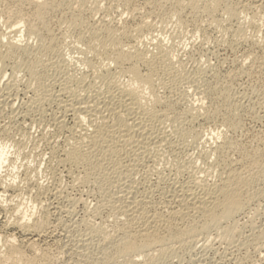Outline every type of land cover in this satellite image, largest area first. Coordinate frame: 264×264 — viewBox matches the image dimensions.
Listing matches in <instances>:
<instances>
[{
    "label": "bare ground",
    "instance_id": "bare-ground-1",
    "mask_svg": "<svg viewBox=\"0 0 264 264\" xmlns=\"http://www.w3.org/2000/svg\"><path fill=\"white\" fill-rule=\"evenodd\" d=\"M88 1L89 0H86V1L85 0H0V108H2V109L7 108L8 110L13 111V107H14V104H13L14 102L12 100H13V93H15V91L13 92V89H15L18 86L17 84H18V81L20 79L16 80V78H11L13 75L11 77L8 76L7 78H5L6 72L4 71L5 69H3L4 64L7 61H11L10 66H13V68L15 70L16 69L19 70V68L20 69L22 68V70H24V74L27 77L26 78V82H27L26 84H29V83H33V85H35V83L37 84L35 86L38 87V90L37 89H35V90H37L39 92H38L37 97H32V98H34L33 101H35V102L32 101V103L36 104V102H38V101H46V100L51 99V101H54L55 103L58 104V109H59L58 111L60 112V114L58 115V112H57V115L56 114L53 115L52 118L48 117V119H51V121H52V122L50 121V123H52V125L54 126L53 128L56 127L57 129H59V131L66 129L67 126L64 122V118L66 115L70 116L71 119L73 120V124L68 130L70 132V135L66 134L67 137H65V140L62 139L65 142L64 143L65 149L62 150L63 152H59L62 154L60 155V157H56V158H58V161H56V164H58L57 162L61 163V165L66 164V165H68V168L71 171L77 169V171L76 170L75 171L78 172V170H79V172L77 173L79 175L77 177L75 176V174L72 175V177L76 178V180L74 179L75 181H77L79 179V181L83 182L85 180H89V179L91 180L92 179L93 182L96 181V182L100 183V185H99L100 190L99 191H102L101 193H103V195H105L106 197L103 196V197H105V199H104L100 196V198L97 199V200H101V198H102V200L104 202L97 201V200L96 201L100 202L98 204V206H108L110 209V212H109L110 215L109 214L107 215V217L109 216V218L106 221V223H103V221H102L98 225H95V224L93 225L92 223L94 221H92V223L90 222L91 223L90 224V223H88L89 222L88 219H87L88 222H85L86 220L84 222H83V220H80L79 221L80 225H79L78 221L74 222V225H73L74 228H72V229H74L73 231H76L75 229H77V227L79 228V226H81L84 223L83 225L85 226V229H84L85 233H81V231H80L79 235L75 234V236L78 235V236H76L77 238L74 237V238H76L75 240L73 238L71 239L72 241H74V244H73L74 248L72 247L73 249L70 250L71 254H70V256H67V257H69L68 259L70 261L72 259V261L70 262L69 260H67L70 263L65 262V261L64 262L61 261V262H63L62 264H117V263H120V264H141V263L150 264L149 262L153 261L152 259H154L155 256L160 255V254H164V256H165L166 255L165 253L166 252L170 253V252H168L169 249L170 248L173 249L174 247H176V245L179 246L180 249H183V248H181V246L182 245L185 246L184 243L187 240L188 241H189V239L192 240L195 236H197L198 234H201V233L207 234V231L210 229L217 230L216 233L219 234L220 236L217 234L216 235H217V237L219 236L220 239L223 237L224 239H222V240H225L228 237L231 238L232 237L231 234L236 231V230H234V228H235L234 225L237 223L239 224V222L237 221L236 218H235L236 221H234V217L237 214H240L241 212H245L246 210H248L247 208H245L248 205H255V206H253V208L251 206H249L252 208V209L251 208L250 209L253 211V215H256V216L262 215L263 212L261 213L260 212L261 209H259V206H262V205L258 206V204H256V203H260L259 200L264 198V188L259 187L260 181L261 180L264 181L263 180L264 179L263 178L264 177L263 176L264 175V149H263L264 146L263 147L260 146L261 148H259V147L251 148L252 147L251 143H250L251 147L249 144L245 143L246 145H249L250 148H248V146H246V145L243 146L242 144H240L236 140H234L235 138L233 139V138H231L230 135H228V134H230V133H228L229 131H235L236 129L238 130V128L241 127V126H239V119H240L239 112L241 109L240 108L241 103H239V100H238L239 98H236V96H235L236 94L232 91L231 85L229 84L232 81L230 82V80H228V79H222L224 77H218L217 73H216L217 75L215 73H211L212 75L209 74V75H211L210 76L211 81H210L209 78L207 79L208 74H206V73H208V72H205V70H206L205 68H204L205 70L203 69V67L205 66L204 65V66H202V68L199 67L200 69H197L193 73V75H191V73H188V72H187L188 74L184 73L185 76L186 75H189V76H187L185 78V80H183V79L182 80L187 81V83L188 84L190 83L191 86L194 88H192L190 86H188V88L186 87L187 89L180 91L178 93L179 96H177L178 98L174 99L173 98L174 96L169 95L168 91H170V90L176 91L177 90L174 88L176 87L177 82H181V76L183 75V72H184L183 71L184 66H182L179 61L176 62L177 61L176 60L177 55H175V53H174L175 52L174 48L169 46L167 43H165L166 41L164 42L163 41L164 39L163 40H162V38L159 39V38L155 37L156 35L154 36V34H152L154 37L147 39L148 37L151 36L150 35V36L146 37L150 33L149 32L150 29H152L153 23L150 24V22H152V21L146 22L145 20H143V18H142L143 21H140L141 23L140 22L139 23L137 22L138 24L134 23V24H136L134 26H130V23H128L129 24V26H128V24L125 21L119 20L122 22H118V23H120V25L119 26L114 25L115 27H112L110 24L105 23V24H102L101 27H99L100 25L98 26L95 24L99 28L94 27L95 26L94 25L93 28L81 30L80 32H79V30H77V32H79L78 36H77V40H76L77 43H75L76 45L74 44L75 47L72 45V46H69V48L73 47L75 49V52L78 53V56L77 57H71V56H66L65 54L60 53L59 49H58V44H59V40H60L59 37L62 36V33L60 34L61 36L58 35L59 36L58 37L56 35V33L53 32V30H52L53 28L51 29V27H53V24H54V23L53 24L51 23V21L53 20V15H55V14L58 15L57 12H62V11L65 12L64 10H68V11L71 9L75 10V8L77 7L76 10L79 13L78 12H72V10H71L69 14L66 13L68 15H66L64 13L66 16L61 17V19L58 18V16H57V20L58 21L61 20L60 22L65 23L67 25L66 27H70V28H72V30H73V28L75 30V28H77V27L84 28L83 25L85 22H84V20H82L83 14L81 15V13L84 12V11H82V8L84 7V5L91 3ZM94 1L98 2V0L97 1L94 0ZM94 1L92 2V4H90L89 7H93V6H91V5H93V3L96 4ZM131 1L132 0H117V2L120 4V6L123 5V6H127V7H130ZM133 1H136V0H133ZM145 1H147V0H145ZM86 2H88V3H86ZM114 2H116V0L115 1L113 0V2L111 1L112 4ZM149 2L151 4H155V6L157 4V6L161 7V9L163 8L164 5L169 4L171 9L169 12L163 13V17L162 16L160 17V19L162 18L161 21L162 20L165 21L166 19H170L172 21V18L174 16H176L175 17V18H177L176 23L178 21V23L180 25H182L181 24L182 18L185 19V17H186V16L182 17V14H186V13H183V11L185 9H188L192 13L190 15H197V16L198 15L200 16L201 14H204V16L206 15L205 18L207 17L208 21H210V22L212 21L213 23H211V24H214V25L216 24V26L217 25L221 26V24H222L221 22L222 21L224 22V20H230L233 18H238L239 15H241L240 13H242V11H243L242 8L238 7L241 10V12L239 13V9L236 8L237 6L236 7L234 6L236 4H232V3H230L231 1H228V0H148V2H146V3H149ZM152 2H154V3H152ZM259 2H261V1H259ZM100 3H102V2H100ZM112 4H110L111 7H113ZM242 4H243V2H242ZM72 5H75V8H73ZM115 5L117 6V4H115ZM148 5H150V4H147V6ZM262 5H264V4H262ZM262 5H260V3H259V5L255 4V6L256 7L258 6L259 8ZM86 6L88 7V5H86ZM86 6H85V9H86ZM120 6H118V7H120ZM97 7H100V6H97ZM97 7L95 6V9H97ZM143 7H144V4H143ZM101 8H98V9H101ZM133 8H132V10H133ZM136 8H137V5H136ZM148 8H147V11L149 10ZM253 8H255V7L253 6ZM157 9H160V8H157ZM244 9H246V8H244ZM122 10H123V8H122ZM139 10H140V12H142L141 9H139ZM80 11H82V12L80 13ZM88 11H91V10H88ZM88 11H86V12H88ZM147 11H146V13H147ZM189 11H187V12H189ZM217 11H219V12L221 11L220 14H218L219 12L217 13ZM252 11H254V10L252 9ZM257 11H260V9H257ZM115 12H117V11H115ZM128 12H131V11H128ZM244 12H246V10L243 11V13ZM125 13H126V11L124 10L123 14H125ZM253 13H256V12L254 11ZM64 14H62V15H64ZM259 14H262V13H259ZM147 16L148 15H146V17ZM197 16H196V19L199 18ZM201 16H203V15H201ZM254 16H256V15H254ZM260 16H258V17H260ZM143 17L145 18V16H143ZM208 17L210 18V20ZM101 18H102V16H101ZM104 18H106V17H104ZM260 18H261L260 20H258V19L253 20V21L250 20L251 23H250V21H249V23H247V22H245V23L250 24L251 26L250 25H248V26L251 28L254 27L253 30H255V28L260 27L258 25L259 21L260 22L262 21L261 24H264V12ZM241 19H242V17H241ZM98 21H100V20L98 19ZM98 21H96V22H98ZM194 21H196V20H194ZM199 21H196V22H199ZM236 21H237V19H236ZM238 21H240V20H238ZM156 22H157V20H156ZM174 22H175V20H174ZM166 23H168V22H166ZM178 23H177V25H179ZM51 24H52V26H51ZM55 24H54V26H56ZM60 24H58L57 26L60 27ZM163 24H164V22H163ZM170 24L171 23H168V25H170ZM237 24H239V23H237ZM88 25H90V24H88ZM116 25H118V24H116ZM160 25H162V24L160 23ZM196 25H198V23ZM196 25H194V26H196ZM244 25H242V26H244ZM62 26H64V25H62ZM153 27H154V25H153ZM164 27H165V25H164ZM223 27H220V29ZM88 28H89V26H88ZM182 28L180 30H182ZM211 28H213V27H211ZM166 29H167V27H166ZM169 29H170V27H169ZM227 29H233V28H227ZM242 29H244V28H242ZM242 29H240V30H242ZM67 30H69V29H67ZM224 30L226 31V28L223 29L222 31H224ZM234 30H235V28H234ZM246 30H248V29H246ZM54 31H56V29H54ZM159 31H157V32H159ZM165 31L163 30L162 32H165ZM237 31H239V30H237ZM248 31H250V30H248ZM60 32L61 31H59V33ZM73 32H72V34H73ZM151 32L153 33V31H151ZM226 32H228V31H226ZM257 32L261 34V32H259V30ZM63 33H66V30H65V32L63 31ZM219 33H220V31H219ZM234 33L239 35V33H241V32L239 31L238 33H236V32H234ZM252 33L254 34V35L253 34L252 35L256 36V38H257L258 34L255 35L256 32H252ZM69 34L72 35L71 31L69 32ZM200 34H203V33H200ZM65 35H66L65 39L67 40L68 36H70V35H68V34H65ZM191 35H192V33H191ZM240 35L241 36H238V37H241V38H239L238 40L241 39L243 42L244 41L245 42L250 41L251 44L253 43L254 45H257L256 41H259L261 39V38L256 39V40L254 38L249 39L251 34L246 36L245 33H242ZM135 36L139 39V42H143V43L145 42L146 45L143 47L139 46L140 43L137 45L136 41H135L136 45H133V43H132V46H128L129 44H126L129 42L124 43V40H126V38L127 39L129 37L135 38ZM74 37H76V36H74ZM262 37L264 38V36H262ZM168 38H169V36H168ZM33 40L36 42L35 44L31 43ZM63 41H65V40H63ZM76 41H74V42H76ZM66 44L67 43H65V45ZM262 45H264V42L262 43ZM149 46H152V47L150 48ZM262 47H263L262 49H263V53H264V46H262ZM252 49L254 50V48H252ZM63 50H65V49H63ZM69 50H71V49H69ZM60 51H62V50H60ZM79 54H80V56H79ZM253 54H255V52L252 53V50H251V52L248 51L247 53H245V56H243L246 59H248V61L250 62L249 63L250 65H248V66H252L251 70L253 68L252 64L255 65L254 70L257 68L256 66L259 64L258 63L259 57H256L257 54H256V56H254ZM50 55H52L51 58H48ZM75 55L76 54H74V56ZM206 57H208V56H206ZM243 57H241L242 62H244L246 60V59H244V61H243ZM260 57H263V56H260ZM73 58L75 61L81 62L84 65L86 70L92 72L93 76L98 81L96 83H91L90 81H88V79H87L88 77H86L85 74H82L80 72L81 70H79V72L77 70H75L72 67ZM234 58H236V57H234ZM238 58H240L239 55H238ZM238 58H236V59H238ZM263 60L264 59L262 58V61L260 62V63H263L262 65H264ZM198 61L199 60H197L196 62H198ZM200 61H202V60H200ZM206 61H208V60H206ZM206 61H203V62L206 63ZM242 62H240V63H242ZM5 65H7V64H5ZM51 65L54 66V70H55V74H54L53 78H51V79H53V81L50 83L48 82L49 84H45V83H43V81L45 80V79L43 80L44 75H45V78H47V77H46V73L45 74H43V73L49 69L45 70L44 68L45 67L47 68V66H51ZM242 65H245V63H243ZM141 66H143V68ZM237 67H240V66H237ZM261 67L263 69H261ZM261 67L258 66V68H260L261 71H264V66H261ZM51 68H53V67L51 66ZM209 68L210 67H208V69ZM216 68H218V67L216 66ZM248 68L249 69H245V67H243V69H245V74H246L247 70H249V72L251 71L250 67H248ZM214 69H215V67H214ZM243 69L237 70L238 71L237 73H240V74L243 73L244 74ZM260 69H258V70H260ZM43 70H44V72H43ZM212 71H213V68L210 72H212ZM17 72H19V71H17ZM50 72H52V71H50ZM50 72H49V74H51ZM218 72H219V70H218ZM14 73H16V71ZM52 73H54V72H52ZM21 74H23V73H21ZM229 74H235V73H232V71L231 72L229 71V73L226 74V75H228V78L230 76H233V75H229ZM9 75H11V73ZM16 76H17V74H16ZM18 76L21 77L22 75H18ZM223 76H225V75H223ZM236 76H238V75H236ZM50 77H51V75H50ZM225 77H227V76H225ZM235 77H233V79ZM122 78H125L126 81L122 82L121 81ZM247 78H248V76H247ZM230 79H232V78H230ZM47 80H46V83H47ZM234 80H236V79H234ZM22 81L25 82V78L22 79L21 82ZM19 84H21V83H19ZM55 84H57V86H58L57 90H55V88H54ZM178 84L180 85V83H178ZM27 87H29V86H27ZM32 87H34V86H32ZM26 89H28V88H26ZM159 89L164 90V94L163 93L161 94L159 92ZM178 89H179V87H178ZM17 90H18V87H17ZM252 91L253 90H251V92ZM258 91H256V93H259ZM263 91H261V92H263ZM166 92H167V94H165ZM34 95H35V93H34ZM239 95L241 96V93ZM259 95H261V94H259ZM244 97L245 96H243V99H245ZM249 97H251V96H249ZM31 100H30V102H31ZM182 100L186 101V103H185L186 107L185 108L183 107L184 109L183 108L182 109L184 111L182 110L183 111L182 114H179L181 112L179 110H175V108H176L175 104H177L176 103L177 101H182ZM260 101H261V99H260ZM39 103L36 105H39ZM181 104H182V102H181ZM28 105H30V104H28ZM178 105H180V104H178ZM31 107H34V105ZM252 107H254V106H252ZM176 111H178V112H176ZM14 112H16V111H14ZM36 112H37L36 113V115H37L39 110ZM20 113H22V112H20ZM249 113H247V114H249ZM254 113H257V112H254ZM39 114H41V116H42V112H39ZM245 114H246V111H245ZM259 116H261V115H259ZM259 116H257V117L259 118ZM253 118H254V116H253ZM14 119H15V117H14ZM39 119H41L40 116H39ZM217 119L221 120V131H218L217 128H215V129L212 128V129H209V131H207L206 128L202 127L203 129H205L206 132H208V133L205 132L206 134L204 133V135L205 136L209 135L207 138L204 137V139H202L203 137L201 134L203 132L200 131V128H197V127L195 128L194 123L196 124L197 122H202V121L208 122V123L209 122L213 123V122L217 121ZM255 119H257V118H255ZM42 120H41V122H42ZM242 120H243V117H242ZM40 124H42V123H40ZM167 127H170V129L167 130L166 129ZM222 127H223V130H222ZM203 129H201V130H203ZM171 134H173V136H178L182 143H185L186 139H188L187 137L190 138L191 143L193 142L195 144H197V143L199 144V140H201V139L203 140V142H204L203 144H206V146L204 145L205 148L202 146L203 149L201 151L199 150V152L201 154L198 156L202 157L200 159H203V161L206 162V164L204 163L205 166L207 165L205 167L206 169L203 170L204 174L197 175V174H194V172H193V175H192V172H191L190 176L188 175L187 178L184 177L185 179H182V180H181V178L179 179L176 176L177 174L176 175L173 174V175H175L174 178L170 177V175H169V178H171V179H169L170 181L168 182V184H166L167 185L166 187L164 186L165 188H161L158 191V195L155 194L156 191H154L155 193H153V191L150 190L152 188H154V189L156 188V186H154V185H152V186H154L152 188L147 187V189L149 188L148 190H146V189L140 190L141 189L139 187L140 182L136 181L135 178H130L132 175L131 176L129 175L130 172H132V170L135 168L136 163H133V162L136 160L141 161L144 158L149 157V156H156V157L159 156V157L163 158L161 156L163 154L162 152H166L165 154H167V151H164L165 149H162V148L166 147L165 145L170 143V142L167 143V140L170 139L169 136ZM174 134H176V135H174ZM258 134H260V133H258ZM56 135H54V136H56ZM231 135H233V134H231ZM59 136H57V137H59ZM11 137H13V136H11ZM57 137H55V138H57ZM1 138H2V136H1ZM260 138H263V136ZM175 139H177V137ZM10 141H12V140H10ZM13 142H15V141L13 140ZM174 142H177V140ZM178 142H180V141H178ZM190 142H189V144H190ZM12 143H10V144H12ZM23 145H24V143H23ZM23 145L21 144L20 146H23ZM174 145H176V143ZM56 146H58V145H56ZM168 146H170V145H168ZM195 146L196 145H194V147ZM256 146H259V143ZM8 147L9 146L7 145L6 142L0 141V170L5 168V169H3V171H5L4 173H8L6 171H9L10 166L9 167H6V166H8V163H9V161H11L10 159L12 158V157L10 158V155H9L10 153H9ZM24 148H25V146H24ZM57 149L58 148L56 147V150ZM161 150H163V151H161ZM159 154H161V155H159ZM232 154L236 155V157L234 159L231 158ZM51 155H53L52 152H51ZM192 155H194V154H192ZM230 155H231V157H230ZM57 156H59V154ZM163 156H165V155L163 154ZM26 157H28V156H26ZM169 157H171V156H169ZM165 158H167V157H165ZM179 158H182V157H180V155H179ZM186 158H187V155H186ZM193 158L195 159L196 157H193ZM146 159H148V158H146ZM31 160H33V159H31ZM37 160H39V159H37ZM51 160H55V158L51 159ZM160 161H162V160H160ZM164 161H165V159H164ZM174 161L178 162L177 159H174L173 163H174ZM196 161H198V160H196ZM16 162H18V161H16ZM32 162L33 161H31V163ZM142 162H144V161H142ZM187 162H191V161H187ZM14 163H15V161H14ZM14 163H11V165ZM167 163L165 164L166 166H167ZM178 163H180V162H178ZM182 163H184V160ZM53 164H54V162H53ZM188 164L189 163H187L186 166H188ZM170 165H173V164H170ZM175 165H177V164H175ZM200 165H202V164H200ZM53 166L56 167V165H52V167ZM146 166H147V164H146ZM150 166H151V164H150ZM183 166L182 165L180 166L178 164L176 166V168L177 167H183ZM186 166H184V168ZM34 167H36V166H34ZM39 167H41V166H39ZM52 167H50L51 170L54 169ZM10 168L12 170V173H11L12 175H10V176H13V177H11V178L3 177L2 178L1 176H3V175L0 174V206L4 205L3 202L7 203L8 206H9V203L14 204V205L12 204V206L4 208L5 209V215H4V221H3L2 226L5 229L8 227H13V229L16 228L20 233V239H18L19 237L18 238L14 237L13 234L3 235L4 234L3 232H2L3 234H0V264H55V262L52 263V261H53L52 260L53 254L51 253L52 251L50 252L48 247H47V244H49V242L47 243L44 241V240H46V239H44L45 236L48 235L47 233L52 232L56 229V228L55 229L53 228L56 225L52 226V223H51L52 221L51 222L49 221V214L51 212L49 205H46L44 207L40 206L41 209L43 207V210L40 211V213H39V211H38V213L36 212L37 211L36 205L27 206V204H25V203H24L25 204L24 205L22 203L24 200L22 197V194H24V193H22L23 187H21L18 184V182H16V180H15V179H17V176H18V174L16 175L17 172L15 173V175H13L14 174L13 170H15L16 167L12 165V167H10ZM148 169L150 170V168H148ZM155 169H158V168L156 167ZM181 169L183 170V168H181ZM11 170H10V172H11ZM29 170H30V168H29ZM45 170H46V168H45ZM37 172H39V171H37ZM53 172H54V170H53ZM176 172L179 174L181 173V171H175L174 173H176ZM48 173H51V172H48ZM54 173H51V174H54ZM68 173L70 174V171H68ZM132 173H134V172H132ZM148 173L152 174L154 172L152 171V173H150V171H149ZM187 173H189V172H187ZM140 174H142V173H140ZM156 174L158 175L159 173H156ZM170 174H172V173H170ZM179 174H178V176H179ZM135 175H136V172H135ZM144 175H145V173H144ZM144 175L142 177L146 178ZM7 176H9V174H7ZM22 176H23V174H22ZM159 176H160V174H159ZM60 177H61V173H60ZM136 177H139V176H136ZM4 178L9 179V180L6 181V180H4ZM52 178H53V175H52ZM161 178H162V176H161ZM48 179H51V178H48ZM147 179L148 178H146L145 180L149 182V179L148 180ZM62 180H63V178H62ZM137 180H140V179H137ZM20 181H23L28 185L33 183V185L37 188V191H41V189H43L42 187H44L41 185V183L43 181L40 182L39 180H37L34 177V174L33 175L29 174V172L25 173ZM79 181H77V182H79ZM159 181L160 180L158 177V181H156L157 185H158ZM162 181H163V179H162ZM167 181H168V179H167ZM51 182H55V181L53 180ZM56 182H59V180ZM71 182L72 181H70V183ZM75 183H73V184L76 185ZM262 183H260V184L262 185ZM59 184H61V182H59ZM59 184H57V185H59ZM79 184L80 183H78V185ZM144 184H143V186H144ZM153 184H155V183H153ZM162 184H164V182ZM30 187H32V186L30 185ZM150 187H151V184H150ZM61 188H63V187H61ZM26 189H27V187H26ZM44 189L48 190L45 187H44ZM9 190H12L13 192H16V191L17 192L14 195L9 194L11 199L8 198V201L7 200L5 201V197L8 196V195H6L7 191H9ZM55 190H57V189H55ZM155 190H157V189H155ZM42 191H44V190H42ZM109 191L110 192L112 191L110 193L111 195L108 194V196H107L106 194ZM53 192H54V190H53ZM84 192H82V193H84ZM59 193L61 194V192H59ZM101 193H98V194L101 195ZM63 194H65V193H63ZM31 196L33 197V195H31ZM51 196L53 198L54 197L58 198V193L54 192L51 194ZM63 197L66 198L65 195ZM28 198H30V197H28ZM35 198H38V197H35ZM72 198L74 199L73 196H72ZM29 200H30L29 201V203H30L34 199H32V200L29 199ZM10 201H14V202H10ZM26 201H28V200H26ZM34 201H36L35 204L37 203V205L40 202V201L37 202V200H34ZM32 203H33V201H32ZM32 203H30V204H32ZM45 203L43 202V204H45ZM67 204H68V202H67ZM59 205H61V204H59ZM100 208L101 207H99V209ZM244 208L246 209L245 211H243ZM54 210H57V209H54ZM95 210H96V208H95ZM64 211H66V210H64ZM98 211L99 210H97V212L95 211L93 213L96 214V213H98ZM248 211H250V210H248ZM55 212L59 213L58 210ZM60 212H62V210ZM68 213H70V211ZM91 214H92V212H91ZM57 216H58V214H57ZM97 216H99V215H97ZM251 217H255V216H251ZM54 220H56L55 222L57 223L58 218L54 219ZM60 220L61 219H59V221ZM232 222H234L235 224L233 225ZM63 223H65V222L63 221ZM253 223L251 222V224H253ZM247 224H249V223H247ZM257 224H259V223H257ZM81 227H83V226H81ZM261 227H263V226H261ZM62 228H64V230H65V227H62ZM68 228H70V226L66 227V229H68ZM238 229H239V227H238ZM253 229H255V228H253ZM256 229H258V227ZM260 230L264 231V228L260 229ZM260 230H258V232H257V233H259L258 235L253 234L252 237L255 238V236H256L258 238L255 240H258V241L262 240V238H259V237H262V235H264L263 234L264 232L263 231L259 232ZM67 231H70V230H67ZM73 231H70V232H73ZM78 231H79V229H78ZM76 233H78V232H76ZM235 233H237V232H235ZM235 233H233V234H235ZM71 234L72 233H70V235ZM247 235H249V234H247ZM199 236L193 240H196L197 238H201V235H199ZM203 236H207V235L203 234ZM244 236H246V235H244ZM47 237H49V236H47ZM234 237H232V238H234ZM61 239H63V238H61ZM251 239L253 240V238H250V240ZM263 239H264V237H263ZM252 240H251V242H252ZM204 241L205 240H203V245H204ZM229 241L232 242L231 239H229ZM205 242H207V241H205ZM187 243L190 244L191 242H187ZM237 243H238V241H237ZM198 245H201V244H198ZM239 245H240V243H239ZM241 245L243 246V244H241ZM254 245L256 246L257 244H254ZM256 247H259V246H256ZM176 248H178V247H176ZM188 248H190V247H188ZM210 248L214 249V247H210ZM242 248H245V247H242ZM260 248H262V247H260ZM253 249H258V248L254 247ZM173 250H177V249L174 248ZM245 252H247V251H245ZM254 252H255V250H254ZM229 253H227V254H229ZM257 253H258V251H257ZM263 254H264V252H263ZM59 255H60V253H59ZM242 255H244V254H242ZM158 257H160V256H158ZM169 257L166 256V258H169ZM162 258H165V257H162ZM196 258H198V257H196ZM244 258H246V256ZM240 259H237V260H240ZM157 260H159V259H156V261ZM200 261L202 262V260H200ZM221 261L222 260H220V262ZM240 261H242V260H240ZM218 262H219V260H218ZM152 263H156V262L154 261ZM212 263H213V261H212ZM238 263H239V261H238Z\"/></svg>",
    "mask_w": 264,
    "mask_h": 264
},
{
    "label": "rangeland",
    "instance_id": "rangeland-1",
    "mask_svg": "<svg viewBox=\"0 0 264 264\" xmlns=\"http://www.w3.org/2000/svg\"><path fill=\"white\" fill-rule=\"evenodd\" d=\"M86 1V0H85ZM94 0H89L88 2H91L90 4H92V2H93ZM97 1V0H96ZM102 2V3H100V2ZM111 1L113 2V0H98V2H95L96 4H94L93 3V5H91V6H93V7H89L90 6V4L88 3V2H86V3H88V4H86V5H88V7L86 6V5H84V9L82 8V11H84V12H82V11H80V13H81V15H82V20H84V28H80V27H77V28H75V30H74V28H73V30H72V28H70V27H66L67 25L65 24V23H62V22H60L61 20H57V16H58V18H60L61 19V17H63V16H66V15H68L69 13H70V11L72 10H64L65 12H57V14L58 15H53V20L51 21V23L53 24H55L56 26H54V24H53V27H51V29L53 30V32L54 33H56V35L58 36H61L60 34L62 33V38L61 37H59V44H58V49H59V52L60 53H62V54H65L66 56H71V57H77L78 56V53L77 52H75V49L73 48V47H70L69 48V46H74V44L75 43H77V36H78V33L81 31V30H86V29H90V28H93V26L96 24V25H100L99 27H101L102 26V24H105V23H108V24H110L112 27H115V26H119L120 25V23H118V22H122V21H125L127 24L128 23H130V26H134V25H136V24H138L140 21H143V20H145L146 22H149V21H152V22H150V24H152V29H150V33L146 36V37H148V36H150V37H148L147 39H150V38H152V37H154L155 35V37H157V38H159V39H161L162 38V40L165 42V43H167L169 46H171V47H173L174 48V53H175V55H177L176 57V62H180L181 63V65L182 66H184V68H183V75L181 76V82H177L176 84V87L174 88V89H177L176 91H174V90H170V91H168V94L169 95H171V96H174L173 98L174 99H176V98H178L177 96H179L178 95V93L180 92V91H182V90H185V89H187L188 88V86H190V87H192L191 86V84L189 83H187V81H183V80H185V78L187 77V76H189V75H184V73L185 74H188V73H191V75H193V73L197 70V69H200L199 67H201L202 68V66H204L203 67V69L205 70V72H208V73H206V74H208L207 75V79L209 78L210 79V81H211V78H210V76L212 75L211 73H217L216 75L218 76V77H224V78H222V79H228V80H230V82L231 83H229L230 85H231V88H232V91L236 94L235 96H236V98H239L238 100H239V103H241V109H240V112H239V117H240V119H239V126H241V127H239L238 128V130L236 129L235 131H229L228 133H230V134H228V135H230L231 136V138H235L234 140H236L238 143H240V144H242L243 146H245L246 144H249L250 145V147H251V144H252V147L251 148H253V147H259V148H261L260 146H264V71H261V69H263L261 66H264V65H262L263 63H260L261 61H262V58L264 59V53H263V47L262 46H264V45H262V43L264 42V38L262 37V36H264V24H261L262 23V21L260 22L259 21V23H258V25L260 26V27H257V28H255V30H253V28L254 27H249L248 25H250V24H247V23H249V21L251 20V21H253V20H260L261 18V16L263 15V12H264V5H262V4H264V0H228V1H231L230 3H232V4H236V5H234L237 9H239V13L241 12V10H240V8H242V10L243 11H245L246 10V12H244L243 13V11H242V13H240L241 15H239V17L238 18H233V19H230V20H224V22L222 21L221 23V26H216V24L214 25V24H211V23H213L212 21L210 22V21H208V19H207V17L205 18V16H204V14H201V15H203V16H197V15H190V14H192L188 9H185L184 11H183V13H186V14H182V17H185V19L184 18H182V22H181V24L182 25H180L179 23H178V21H177V23L179 24V25H177V23H176V19L177 18H175L176 16H174L173 18H172V21L170 20V19H166L165 21L164 20H162L161 21V19H160V17L162 16L163 17V13H165V12H169L170 11V5L169 4H166V5H164L163 6V8L161 9V7H159V6H157V4H156V6H155V4H151L150 2L149 3H146V2H148V0L147 1H145V0H136V1H131V3H130V7H127V6H123V5H121L120 6V4L117 2V0H116V2H114L113 4L111 3ZM115 1V0H114ZM145 1V2H144ZM259 1H261V2H259ZM137 2V3H136ZM242 2H243V4H242ZM245 2V3H244ZM133 3V4H132ZM136 3V4H135ZM141 5H140V4ZM146 3V4H145ZM152 3H154V2H152ZM259 3H260V5H262V6H260V8L257 6H255V4L256 5H259ZM110 4H112V6L113 7H111L110 6ZM115 4H117V6L115 5ZM143 4H144V7H143ZM147 4H150V5H148L147 6ZM241 4V5H240ZM104 5V6H103ZM134 7H132V6ZM136 5H137V8H136ZM146 5V6H145ZM73 6V8H75V5H72ZM77 6V5H76ZM85 6H86V9H85ZM95 6L97 7V6H100V7H97V9H95ZM118 6H120V7H118ZM140 6V7H139ZM154 6V7H153ZM169 6V7H168ZM246 6V7H245ZM253 6L256 8H253ZM102 7V8H101ZM133 8V10L135 11H133L132 10V8ZM143 7V8H142ZM149 7V8H148ZM166 7V8H165ZM238 7H240V8H238ZM262 7V8H261ZM77 8V7H76ZM76 8H75V10H72V12H78L77 10H76ZM94 8V9H93ZM98 8H101V9H98ZM105 8V9H104ZM107 8V9H106ZM122 8H123V10H122ZM127 8V9H126ZM147 8L149 9L148 11H147ZM154 10H153V9ZM157 8H160V9H157ZM169 8V9H168ZM244 8H246V9H244ZM248 8V9H247ZM104 9V10H103ZM114 9V10H113ZM120 9V10H119ZM139 9H141V11L142 12H140V10ZM251 9V10H250ZM252 9L256 12V13H253L254 11H252ZM257 9H260V11H257ZM88 10H91V11H88ZM93 10V11H92ZM126 11V13L125 14H123V11ZM131 11V12H128V11ZM139 10V11H138ZM164 10V11H163ZM189 11V12H187V11ZM250 10V11H249ZM86 11H88V12H86ZM98 11V12H97ZM105 11V12H104ZM115 11H117V12H115ZM122 11V12H121ZM146 11H147V13H146ZM90 12V13H89ZM128 12V13H127ZM154 12V13H153ZM157 12V13H156ZM159 12V13H158ZM219 11H217V13H218ZM221 12V11H220ZM220 12L218 13V14H220ZM66 14V13H68V14H64V15H62V14ZM79 13V12H78ZM96 13V14H95ZM130 13V14H129ZM247 13V14H246ZM259 13H262V14H259ZM121 14V15H120ZM132 14V15H131ZM137 14V15H136ZM140 16H139V15ZM152 14V15H151ZM245 14V15H244ZM249 14V15H248ZM253 14V15H252ZM61 15V16H60ZM123 15V16H122ZM142 15V16H141ZM146 15H148L147 17H146ZM252 15V16H251ZM254 15H256V16H254ZM261 15V16H260ZM84 16V17H83ZM101 16H102V18H101ZM121 16V17H120ZM126 16V17H125ZM135 16V17H134ZM139 18H138V17ZM143 16H145V18L143 17ZM193 16V17H192ZM196 16L197 17H199L198 19H196ZM247 16V17H246ZM251 16V17H250ZM258 16H260V17H258ZM55 17V18H54ZM104 17H106V18H104ZM133 19H132V18ZM241 17H242V19H241ZM115 18V19H114ZM117 18V19H116ZM120 18V19H119ZM142 18H143V20H142ZM147 18V19H146ZM155 18V19H154ZM191 18V19H190ZM209 18V17H208ZM222 18V17H221ZM88 19V20H87ZM98 19L100 20V21H98ZM125 19V20H124ZM207 19V20H206ZM236 19H237V21H236ZM247 19V20H246ZM56 20V21H55ZM119 20H122V21H119ZM139 20V21H138ZM156 20H157V22H156ZM170 20V21H169ZM174 20H175V22H174ZM194 20H196V21H199V22H196V21H194ZM209 20H210V18H209ZM238 20H240V21H238ZM58 21V22H57ZM96 21H98V22H96ZM103 21V22H102ZM128 21V22H127ZM187 21V22H186ZM189 21V22H188ZM202 21V22H201ZM205 21V22H204ZM251 21H250V23H251ZM61 24H60V23ZM102 22V23H101ZM138 22V23H137ZM156 22V23H155ZM163 22H164V24H163ZM166 22H168V23H171L170 25H168V23H166ZM230 22V23H229ZM245 22H247V23H245ZM134 23H136V24H134ZM141 23V22H140ZM159 23V24H158ZM160 23L162 24V25H160ZM191 23V24H190ZM198 23V25H196V24ZM234 23V24H233ZM237 23H241L240 25L239 24H237ZM52 24H51V26H52ZM58 24H60V27H58L57 25ZM88 24H90V25H88ZM116 24H118V25H116ZM229 24V25H228ZM237 24V25H236ZM245 24V25H244ZM62 25H64V26H62ZM94 26V27H96V28H99L98 26ZM115 25V26H114ZM153 25H154V27H153ZM164 25H165V27H164ZM194 25H196V26H194ZM211 25V26H210ZM242 25H244V26H242ZM247 25V26H246ZM82 26V27H83ZM88 26H89V28H88ZM91 26V27H90ZM128 26H129V24H128ZM175 26V27H174ZM185 26V27H184ZM224 26V27H223ZM237 26V27H236ZM241 26V27H240ZM251 26V25H250ZM55 27V28H54ZM63 29H62V28ZM86 27V28H85ZM166 27H167V29H166ZM169 27H170V29H169ZM183 27V28H182ZM200 27V28H199ZM207 27V28H206ZM211 27H213V28H211ZM218 27V28H217ZM220 27H223V28H221L220 29ZM239 27V28H238ZM58 28V29H57ZM60 28V29H59ZM174 28V29H173ZM182 28V30H180ZM185 28V29H184ZM192 30H191V29ZM205 28V29H204ZM226 28V31H228V32H226L225 30L224 31H222L223 29H225ZM227 28H233V29H227ZM234 28H235V30H234ZM242 28H244V29H242ZM259 28V29H258ZM261 28V29H260ZM54 29H56V31H54ZM66 30V33H63V31L65 32V30ZM67 29H69L70 31H71V34H72V32H73V34L72 35H70L69 34V30H67ZM187 29V30H186ZM240 29H242V30H240ZM246 29H248V30H250V31H248V30H246ZM259 30V32H261V34L260 33H258L257 31ZM58 30V31H57ZM77 30H79V32H77ZM155 30V31H154ZM161 32H160V31ZM165 31V32H162V31ZM237 30H239L241 33H239V35L238 34H235L234 32H236V33H238L239 31H237ZM245 32H244V31ZM59 31H61L60 33H59ZM151 31H153V33L151 32ZM157 31H159V32H157ZM175 31V32H174ZM194 31V32H193ZM197 31V32H196ZM199 31V32H198ZM219 31H220V33H219ZM234 31V32H233ZM243 31V32H242ZM178 32V33H177ZM223 32V33H222ZM234 34H233V33ZM249 32V33H248ZM252 32H256L255 33V35H257V38H256V36H253L254 34L252 33ZM59 33V34H58ZM76 33V34H75ZM185 33V34H184ZM191 33H192V35H191ZM200 33H203V34H200ZM222 33V34H221ZM225 33V34H224ZM242 33H245V35L247 36V35H249V34H251L250 35V37H249V39L250 38H254L255 40L256 39H260L259 41H256V44L257 45H254L253 43L251 44V42L249 41V42H243L241 39L240 40H238L239 38H241V37H238V36H241L240 34H242ZM65 34H68V35H70V36H68V38H67V40L65 39L66 38V35ZM152 34H154V36L152 35ZM184 34V35H183ZM187 34V35H186ZM219 34V35H218ZM253 34V35H252ZM64 35V36H63ZM76 36V37H74V36ZM158 35V36H157ZM164 35V36H163ZM181 35V36H180ZM205 35V36H204ZM224 35V36H223ZM234 35V36H233ZM72 36V37H71ZM168 36H169V38H168ZM171 36V37H170ZM174 36V37H173ZM232 36V37H231ZM167 37V38H166ZM178 39H177V38ZM217 37V38H216ZM219 37V38H218ZM223 39H222V38ZM259 37V38H258ZM75 40H74V39ZM143 38V37H142ZM226 38V39H225ZM233 38V39H232ZM137 39V40H136ZM175 39V40H174ZM220 41H219V40ZM63 40H65V41H63ZM134 40V41H133ZM238 40V41H237ZM262 40V41H261ZM74 41H76V42H74ZM132 41V42H131ZM137 42V45L139 44V46H145L146 44H145V42L143 43V42H139V39L135 36V38L134 37H129L128 39L126 38V40H124V43H126V42H129V43H126V44H129L128 46H132V43H133V45H136V42ZM174 41V42H173ZM226 41V42H225ZM62 42V43H61ZM67 43L66 45H65V43ZM73 44H72V43ZM224 42V43H223ZM259 44H258V43ZM262 42V43H261ZM24 43V42H23ZM31 43H33V44H35L36 42L33 40ZM135 43V44H134ZM261 43V44H260ZM69 44V45H68ZM171 44V45H170ZM248 46H247V45ZM76 45V44H75ZM254 45V46H253ZM60 46V47H59ZM65 46V47H64ZM231 46V47H230ZM75 47V46H74ZM150 48L152 47V46H149ZM236 48V49H235ZM252 48H254V50L252 49ZM63 49H65V50H63ZM69 49H71V50H69ZM262 49V50H261ZM60 50H62V51H60ZM251 50H252V53H254L255 52V54H253L254 56H256V54H257V56L256 57H259L258 59V65L256 66L257 68L254 70V68H255V65L254 64H252L253 65V68H252V70H251V67L252 66H248V65H250L249 63V61H248V59H246L245 57H243V56H245V53H247L248 51L249 52H251ZM71 51V52H70ZM75 52V53H74ZM68 53V54H67ZM259 53V54H258ZM74 54H76L75 56H74ZM238 55L240 56V58H238ZM263 56V57H260V56ZM51 56L52 55H50L48 58H51ZM79 56H80V54H79ZM206 56H208V57H206ZM201 57V58H200ZM234 57H236V58H238V59H236V58H234ZM241 57H243V61H244V59H246L244 62H242L241 60H242V58ZM55 58V57H54ZM191 58V59H190ZM179 59V60H178ZM199 60L198 62H196L197 60ZM208 60V61H206V60ZM195 60V61H194ZM200 60H202V61H200ZM233 60V61H232ZM73 62H72V67L75 69V70H77L78 72H79V70H81L80 72L82 73V74H85L86 75V77H88L87 79H88V81H90L91 83H96L98 80H96L95 79V77L93 76V73L92 72H90V71H88V70H86L85 69V67H84V65L81 63V62H79V61H75L74 60V58H73V60H72ZM203 61H206V63L205 62H203ZM232 61V62H231ZM264 61V60H263ZM8 62V63H7ZM5 64H7V65H5L4 64V68L3 69H5L4 71L6 72L5 73V75H6V77L5 78H7L8 76L9 77H11L12 75V77L11 78H16V80H19L18 81V90H17V87L15 88V89H13V92L15 91V93H13V104H14V107H13V111H10V110H8L7 108H5V109H2V108H0V141H4V142H6L7 143V145L9 146L8 147V150H9V155H10V160L11 161H9V163H8V166H6V167H12V165L13 166H15L16 167V171L15 170H13V172H14V174L13 175H15V173H16V175L18 174V176H17V179H15L16 180V182H18V184L21 186V187H23V192L22 193H24V194H22V197H23V204L25 203V204H27V206H30V205H36V208H37V213H38V211H39V213H40V211H42L43 210V207L44 206H46V205H49V208H50V210H51V212H50V214H49V221L52 223V226H54V225H56L55 227H53L55 230L54 231H52V232H48L47 234L48 235H46L45 236V238L44 239H46V240H44L45 242H49V244H47V247H48V249H49V251L53 254V261H52V263H54L55 262V264H62L64 261L65 262H68V263H70L71 261H72V259H71V261L68 259L69 257H67V256H70V254H71V249H73L74 248V241H72L71 239L73 238L74 240L77 238L76 236H78L79 235V233H80V231H81V233H85L84 232V229H85V226L82 224L81 226H83V227H81V226H79L80 225V223H79V221L80 220H83V222L85 221V222H88V223H92V221H94L92 224L94 225H98V224H100V222H102L103 221V223H106V221L108 220V218H109V216L107 217V215L109 214V212H110V209H109V207L108 206H98V204L100 203V202H97V201H102V202H104L103 200H102V198H104L105 199V195H103V193H101L102 191H99L100 190V183H98V182H93L92 181V179L89 181V180H85V181H79V179L77 180V181H79V182H77V181H75L76 180V178L75 177H72V175L73 174H75V176L77 177L79 174H77L78 172H79V170H78V172H76L77 171V169H75V170H73V171H71V170H69V168H68V165H66V164H62L61 165V163H59V162H57L58 164H56V161H58V158H56V157H60V155L62 154V153H59V152H63L62 150L63 149H65V142L63 141V140H65V137H67V135L66 134H68V135H70V132L68 131L69 130V128L72 126V124H73V120L71 119V117L70 116H65V118H64V122H65V124H66V129H64V130H60L59 131V129H57L56 127L55 128H53L54 126L52 125V123H50V121H51V119H48V117L49 118H52V116L53 115H57V112H58V115L60 114V112L58 111L59 109H58V104L57 103H55L54 101H51V99L50 100H46V101H38V102H36V104H38L39 102V105H36L35 103H32V101H33V99L34 98H32V97H37V95H38V92L39 91H37L38 90V87L37 86H35V85H37L36 83H35V85H33V83H29V84H26L27 82H26V76H25V74H24V70H22V68L20 69L19 68V70L18 69H14L13 68V66H10V63H11V61H7ZM217 62V63H216ZM240 62H242V63H240ZM75 63V64H74ZM208 63V64H207ZM210 63V64H209ZM213 63V64H212ZM243 63H245V65H242ZM82 64V65H81ZM189 64V65H188ZM194 64V65H193ZM12 65V64H11ZM200 65V66H199ZM212 65V66H211ZM7 66V67H6ZM51 66L53 67V68H51ZM51 66H47V68L45 67L44 69L46 70V69H49V70H46L45 72H44V70H43V74H45L46 73V77L47 78H45V75H44V78H43V80L45 81H43V83H45V84H49L50 82H52L53 81V79H51V78H53V76H54V74H55V70H54V66L53 65H51ZM193 66V67H192ZM216 66L218 67V68H216ZM237 66H240V67H237ZM245 67V69H249L248 67H250V70L253 72H249V70H247V72H246V74H245V69H243V67ZM258 66H260L261 67V69L260 68H258ZM50 67V68H49ZM142 68H143V66H141ZM196 67V68H195ZM208 67H210L209 69H208ZM214 67H215V69H214ZM235 67V68H234ZM247 67V68H246ZM7 68V69H6ZM190 68V69H189ZM212 68H213V71L212 72H210L211 70H212ZM238 68V69H237ZM11 69V70H10ZM52 69V70H51ZM186 69V70H185ZM236 69V70H235ZM239 69H243L244 70V74L242 73V74H240V73H237L238 71L237 70H239ZM258 69H260V70H258ZM9 70V71H8ZM16 71V73H14L15 71ZM193 72H192V71ZM218 70H219V72H218ZM17 71H19V72H17ZM21 71V72H20ZM50 71H52V72H54V73H52V72H50ZM191 71V72H190ZM216 71V72H215ZM229 71L231 72L232 71V73H235V74H229V75H233V76H230L229 78H228V75H226L227 73H229ZM234 71V72H233ZM236 71V72H235ZM8 72V73H7ZM13 72V73H12ZM49 72L51 73V74H49ZM188 72V73H187ZM11 73V75H9ZM21 73H23V74H21ZM225 73V74H224ZM16 74H17V76H16ZM92 74V75H91ZM209 74H211V75H209ZM249 74V75H248ZM18 75H22L21 77H19ZM50 75H51V77H50ZM221 75V76H220ZM223 75H225V76H227V77H225V76H223ZM236 75H238V76H236ZM248 76V78H247V76ZM16 76V77H15ZM49 76V77H48ZM236 76V77H235ZM19 77V78H18ZM233 77H235L234 79H236V80H234L233 79ZM25 78V82H21V80L22 79H24ZM49 78V79H48ZM91 78V79H90ZM126 78V77H125ZM125 78H122V82H125L126 81V79ZM230 78H232V79H230ZM48 79V80H47ZM183 79V80H182ZM221 79V78H220ZM46 80H47V83H46ZM94 80V81H93ZM246 80V81H245ZM93 81V82H92ZM180 81V80H179ZM49 82V83H48ZM183 82V83H182ZM263 82V83H262ZM19 83H21V84H19ZM25 83V84H24ZM178 83H180V85L178 84ZM32 84V85H31ZM186 84V85H185ZM188 84V85H187ZM21 85V86H20ZM184 85V86H183ZM27 86H29V87H27ZM32 86H34V87H32ZM31 87V88H30ZM36 87V88H35ZM178 87H179V89H178ZM187 87V88H186ZM244 87V88H243ZM263 87V88H262ZM26 88H28V89H26ZM54 88H55V90H57L58 89V86H57V84H55L54 85ZM192 88H194V87H192ZM235 88V89H234ZM261 88V89H260ZM23 89V90H22ZM35 89H37V90H35ZM21 90V91H20ZM191 90V89H190ZM251 90H253L252 92H251ZM259 90V91H258ZM24 91V92H23ZM162 91V92H161ZM256 91H258L259 93H256ZM261 91H263V92H261ZM29 92V93H28ZM159 92L162 94H164V90H162V89H159ZM17 93V94H16ZM34 93H35V95H34ZM172 93V94H171ZM176 93V94H175ZM241 93V96L239 95ZM15 94V95H14ZM27 94V95H26ZM165 94H167V92L165 93ZM238 94V95H237ZM243 94V95H242ZM245 94V95H244ZM248 94V95H247ZM259 94H261V95H259ZM253 95V96H252ZM15 96V97H14ZM18 96V97H17ZM31 96V97H30ZM243 96H245L244 98L245 99H243ZM249 96H251V97H249ZM257 97V98H256ZM250 98V99H249ZM255 98V99H254ZM259 98V99H258ZM20 99V100H19ZM22 99V100H21ZM32 99V100H31ZM260 99H261V101H260ZM263 99V100H262ZM18 100V101H17ZM30 100H31V102H30ZM248 100V101H247ZM256 100V101H255ZM16 101V102H15ZM20 101V102H19ZM28 101V102H27ZM245 101V102H244ZM33 102H35V101H33ZM43 102V103H42ZM51 104H50V103ZM181 102H182V104H181ZM247 102V103H246ZM260 102V103H259ZM30 104V105H28V104ZM177 104H175V110H179L181 113H179V114H182V112L184 111L183 109L186 107V101L185 100H182V101H177L176 102ZM244 103V104H243ZM34 105V107H31V106H33ZM42 104V105H41ZM178 104H180V105H178ZM252 104V105H251ZM255 104V105H254ZM263 104V105H262ZM260 105V106H259ZM30 106V107H29ZM39 106V107H38ZM41 106V107H40ZM252 106H254V107H252ZM259 106V107H258ZM263 106V107H262ZM39 109H38V108ZM184 107V108H183ZM243 107V108H242ZM32 108V109H31ZM44 108V109H43ZM183 108V109H182ZM253 108V109H252ZM30 109V110H29ZM43 109V110H42ZM46 109V110H45ZM246 109V110H245ZM255 109V110H254ZM38 111L39 110V112H42V116H41V114H39V112H38V114L36 115V111ZM183 110V111H182ZM244 110V111H243ZM252 110V111H251ZM254 110V111H253ZM14 111H16V112H14ZM245 111H246V114H245ZM20 112H22V113H20ZM27 112V113H26ZM32 112V113H31ZM35 112V113H34ZM55 112V113H54ZM176 112H178V111H176ZM250 112V113H249ZM252 112V113H251ZM254 112H257V113H254ZM15 113V114H14ZM26 113V114H25ZM45 113V114H44ZM247 113H249V114H247ZM21 114V115H20ZM24 114V115H23ZM258 114V115H257ZM2 115V116H1ZM6 115V116H5ZM12 117H11V116ZM23 115V116H22ZM26 115V116H25ZM259 115H261V116H259ZM39 116L41 117V119H39ZM47 116V117H46ZM252 116V117H251ZM253 116H254V118H253ZM257 116H259V118L257 117ZM14 117H15V119H14ZM44 117V118H43ZM242 117H243V120H242ZM255 118H257V119H255ZM261 118V119H260ZM8 121H7V120ZM23 119V120H22ZM43 119V120H42ZM41 120H42V122H41ZM47 120V121H46ZM258 120V121H257ZM35 121V122H34ZM37 121V122H36ZM262 121V122H261ZM9 122V123H8ZM39 122V123H38ZM50 124H49V123ZM52 122V121H51ZM8 123V124H7ZM40 123H42V124H40ZM210 123V124H209ZM197 122L196 124L194 123V126H195V128L197 127V128H200V131H202L203 133L201 134L202 135V139H204V137H208L209 135H204V133L206 132L205 131V129H203V128H206V130L207 131H209V129H215V128H217V130L218 131H221V120L220 119H217V121H215V122ZM212 123V124H211ZM215 123V124H214ZM40 124V125H39ZM45 124V125H44ZM209 124V125H208ZM48 125V126H47ZM50 125V126H49ZM52 125V126H51ZM202 125V126H201ZM5 126V127H4ZM201 126V127H200ZM47 127V128H46ZM203 127V128H202ZM219 127V128H218ZM48 129V130H47ZM167 130H169L170 129V127H167L166 128ZM201 129H203V130H201ZM260 129V130H259ZM222 130H223V127H222ZM67 133H66V132ZM240 131V132H239ZM262 131V132H261ZM60 132V133H59ZM206 133H208V132H206ZM205 133V134H206ZM258 133H260V134H258ZM57 134V135H56ZM231 134H233V135H231ZM54 135H56V136H54ZM60 135V136H59ZM65 135V136H64ZM174 135H176V134H174ZM243 135V136H242ZM1 136H2V138H1ZM11 136H13V137H11ZM43 136V137H42ZM45 136V137H44ZM57 136H59V137H57ZM245 136V137H244ZM256 136V137H255ZM263 136V138H260V137H262ZM5 137V138H4ZM55 137H57V138H55ZM170 139H168L167 140V143H169V144H166L165 146L166 147H164V148H162V149H165L164 151H167V154H165L166 152H162L165 156H163V154L161 155V154H159V155H161L163 158H161V157H159V156H149V157H146V158H148V159H146V158H144L143 160H141V161H138V160H136V161H134L133 163H136L135 164V168L132 170V172H134V173H132V172H130V178H135V180L136 181H138V182H140V184H139V187L141 188L140 190H148L149 188H152V187H154V186H156V188L155 189H157V190H155L154 188H152V189H150L151 191H153V193H155L154 191H156V195H158V191L161 189V188H165L167 185L166 184H168V182L170 181L169 179H171V178H169V175H170V177H172V178H174L175 177V175L180 179L181 178V180L182 179H185V178H187V176L189 175L190 176V174H191V172H192V175H193V172H194V174H197V175H202V174H204L203 172V170L204 169H206L205 167L207 166H205V164H206V162L205 161H203V159H200V158H202V157H200V156H198V155H200L201 153L199 152V150L201 151L202 149H203V147H204V145L206 146V144H203L204 142H203V140L201 139V140H199V146L197 145V144H195V143H191L190 142V138L189 137H187L188 139H186V141H185V143H182L181 142V140L179 139V137L178 136H173V134H171L170 136ZM177 137V139H175V138ZM237 138V139H236ZM6 139V140H5ZM16 139V140H15ZM47 139V140H46ZM63 139V140H62ZM250 139V140H249ZM263 139V140H262ZM10 140H12V141H10ZM13 140L15 141V142H13ZM177 140V142H174V141H176ZM45 141V142H44ZM47 141V142H46ZM178 141H180V142H178ZM201 141V142H200ZM248 141V142H247ZM13 142V143H12ZM24 143V145H23V143ZM61 142V143H60ZM63 142V143H62ZM173 142V143H172ZM189 142H190V144H189ZM261 142V143H260ZM10 143H12V144H10ZM176 143V145H174ZM201 143V144H200ZM246 143V144H245ZM251 143V144H250ZM259 143V146H256L257 144ZM263 143V144H262ZM23 145V146H20V145ZM54 144V145H53ZM64 144V145H63ZM261 144V145H260ZM47 145V146H46ZM54 147H53V146ZM56 145H58V146H56ZM168 145H170V146H168ZM179 145V146H178ZM185 145V146H184ZM192 145V146H191ZM194 145H196L195 147H194ZM249 145H246V146H248V148H250L249 147ZM24 146H25V148H24ZM58 148L57 150H56V147ZM174 146V147H173ZM203 146V147H202ZM22 147V148H21ZM53 147V148H52ZM62 147V148H61ZM168 147V148H167ZM202 147V148H201ZM186 148V149H185ZM205 148V147H204ZM52 149V150H51ZM61 149V150H60ZM183 149V150H182ZM263 149H264V147H263ZM51 150V151H50ZM161 151H163V150H161ZM189 151V152H188ZM21 152V153H20ZM51 152H52V154L53 155H51ZM174 152V153H173ZM194 152V153H193ZM26 153V154H25ZM185 153V154H184ZM59 154V156H57ZM192 154H194V155H192ZM179 155H180V157H182V158H179ZM186 155H187V158H186ZM26 156H28V157H26ZM34 156V157H33ZM48 156V157H47ZM51 158H50V157ZM54 156V157H53ZM169 156H171V157H169ZM196 157L195 159L193 158V157ZM36 157V158H35ZM156 157V158H155ZM165 157H167V158H165ZM175 157V158H174ZM230 157H231V155H230ZM236 157V155L235 154H232V159H234ZM30 158V159H29ZM55 158V160H51V159H54ZM169 158V159H168ZM31 159H33V160H31ZM37 159H39V160H37ZM159 159V160H158ZM164 159H165V161H164ZM174 159H177L178 160V162H180V163H178L177 161H174V163H173V160ZM202 161H200V160ZM30 160V161H29ZM37 160V161H36ZM49 160V161H48ZM154 160V161H153ZM160 160H162V161H160ZM167 160V161H166ZM183 160H184V163H182L183 162ZM194 160V161H193ZM196 160H198V161H196ZM14 161H15V163H14ZM16 161H18V162H16ZM31 161H33L32 163H31ZM52 163H51V162ZM138 161V162H137ZM142 161H144V162H142ZM187 161H191V162H187ZM22 162V163H21ZM39 162V163H38ZM53 162H54V164H53ZM159 162V163H158ZM168 162V163H167ZM177 162V163H176ZM189 163L188 164V166H186L187 165V163ZM199 162V163H198ZM11 163H14V164H12L11 165ZM161 163V164H160ZM167 163V166L165 165ZM205 163V164H204ZM19 164V165H18ZM34 164V165H33ZM41 164V165H40ZM138 164V165H137ZM143 167H141L140 165ZM146 164H147V166H146ZM150 164H151V166H150ZM170 164H173V165H170ZM175 164H179L180 166L182 165H184V166H186L185 168H184V166L183 167H177L176 168V166L177 165H175ZM191 164V165H190ZM199 164V165H198ZM200 164H202V165H200ZM52 165H56V167L55 166H53L52 167ZM154 165V166H153ZM195 165V166H194ZM26 166V167H25ZM34 166H36V167H34ZM39 166H41V167H39ZM49 166V167H48ZM140 166V167H139ZM149 166V167H148ZM160 166V167H159ZM166 166V167H165ZM9 167V171H6V172H8V173H4L5 171H3V169H5V168H3L2 170H0V174L1 175H3V176H1L2 178L3 177H9V178H11V177H13V176H10V175H12L11 173H12V170H11V168ZM24 167V168H23ZM39 167V168H38ZM50 167H52V168H54L53 170H54V172H53V170H51L50 169ZM147 167V168H146ZM153 167V168H152ZM158 168V169H155V168ZM174 167V168H173ZM192 167V168H191ZM195 167V168H194ZM204 167V168H203ZM29 168H30V170H29ZM45 168H46V170H45ZM63 168V169H62ZM138 168V169H137ZM148 168H150V170L148 169ZM171 168V169H170ZM181 168H183V170L181 169ZM195 170H194V169ZM25 169V170H24ZM58 169V170H57ZM68 169V170H67ZM137 169V170H136ZM152 169V170H151ZM173 169V170H172ZM178 169V170H177ZM191 169V170H190ZM10 170H11V172H10ZM27 170V171H26ZM39 171V172H37V171ZM190 170V171H189ZM194 170V171H193ZM201 170V171H200ZM34 171V172H33ZM68 171H70V174L68 173ZM150 171V173H152V171L154 172V173H152V174H149L148 172ZM170 171V172H169ZM175 171H181V173L179 174V173H174ZM27 172H29V174H34V177L37 179V180H39L40 182H42L41 183V185L42 186H44L45 188H47L48 190H46V189H44V187H42L43 189H41V191H37V188L33 185V183L32 184H30L32 187H30V185H28V184H26L25 182H23V181H20L21 179H22V177L24 176V174L25 173H27ZM48 172H51V173H54V174H51V173H48ZM66 172V173H65ZM72 172V173H71ZM74 172V173H73ZM135 172H136V175H135ZM165 174H164V173ZM187 172H189V173H187ZM196 172V173H195ZM200 172V173H199ZM202 172V173H201ZM60 173H61V177L63 178V180H62V178L60 177ZM68 173V174H67ZM132 173V174H131ZM140 173H142V174H140ZM144 173H145V175H144ZM156 173H159L160 174V176H159V174L157 175ZM168 173V174H167ZM170 173H172V174H170ZM185 173V174H184ZM7 174H9V176H7ZM22 174H23V176H22ZM41 174V175H40ZM51 174V175H50ZM173 174H175V175H173ZM178 174H179V176H178ZM183 174V175H182ZM37 175V176H36ZM50 177H49V176ZM52 175H53V178H52ZM145 176L146 178H148L149 179V182L148 181H146L145 179L146 178H144V177H142V176ZM166 175V176H165ZM58 176V177H57ZM134 176V177H133ZM136 176H139V177H136ZM161 176H162V178H161ZM264 176V175H263ZM43 177V178H42ZM72 177V178H71ZM158 177H159V182H158V185H157V183H156V181H158ZM167 177V178H166ZM185 177V178H184ZM4 178V180H9V179H5ZM19 178V179H18ZM48 178H51V179H48ZM165 178V179H164ZM264 178V177H263ZM61 179V180H60ZM75 179V180H74ZM137 179H140V180H137ZM147 179V180H148ZM162 179H163V181H162ZM167 179H168V181H167ZM18 180V181H17ZM55 181V182H51V181ZM59 180V182H61V184H59V182H56V181H58ZM94 180V179H93ZM144 182H143V181ZM155 180V181H154ZM264 180V179H263ZM20 181V182H19ZM70 181H72L71 183H70ZM74 181V182H73ZM89 181V182H88ZM146 181V182H145ZM22 182V183H21ZM48 184H47V183ZM76 182V183H75ZM86 182V183H85ZM164 182V184H162ZM263 182V183H262ZM73 183H75L76 185H74ZM78 183H80L79 185H78ZM85 183V184H84ZM145 183V184H144ZM151 184V187H150V184ZM153 183H155V184H153ZM160 183V184H159ZM260 183H262V185L260 184ZM260 183H259V187L261 188H264V181H260ZM25 184V185H24ZM57 184H59V185H57ZM71 186H70V185ZM84 184V185H83ZM143 184H144V186H143ZM57 185V186H56ZM152 185H154V186H152ZM142 186V187H141ZM165 186V187H164ZM26 187H27V189H26ZM61 187H63V188H61ZM145 187V188H144ZM147 187H149L148 189H147ZM159 187V188H158ZM36 190H35V189ZM59 188V189H58ZM99 188V189H98ZM26 189V190H25ZM31 189V190H30ZM55 189H57V190H55ZM42 190H44V191H42ZM50 190V191H49ZM53 190H54V192H57L58 193V198H53L52 196H51V194L52 193H54L53 192ZM109 190V189H108ZM107 190V191H108ZM149 190V191H150ZM68 191V192H67ZM85 191V192H84ZM17 192V191H16ZM16 192H13L12 190H9V191H7V194L6 195H8L7 197H5V201L7 200L8 201V198H10L11 199V197H10V195H14V194H16ZM30 192V193H29ZM40 192V193H39ZM59 192H61V194L59 193ZM65 193V194H63V193ZM75 192V193H74ZM80 192V193H79ZM82 192H84V193H82ZM112 192V191H111ZM110 191L106 194L107 196H108V194H110L111 193ZM37 193V194H36ZM68 193V194H67ZM74 193V194H73ZM98 193H101V195H99ZM10 194V195H9ZM42 194V195H41ZM63 194V195H62ZM88 196H87V195ZM5 195V196H6ZM24 195V196H23ZM31 195H33V197L31 196ZM36 195V196H35ZM41 195V196H40ZM66 196V198L65 197H63V196ZM111 195V194H110ZM41 198H40V197ZM49 196V197H48ZM60 196V197H59ZM68 196V197H67ZM72 196L74 197V199L72 198ZM100 196L102 197L101 198V200H97L98 198H100ZM103 196H105V197H103ZM28 197H30V198H28ZM35 197H38V198H35ZM44 197V198H43ZM51 197V198H50ZM65 199H63V198ZM79 197V198H78ZM7 198V199H6ZM27 198V199H26ZM70 198V199H69ZM15 199V198H14ZM29 199H34V200H37V202L38 201H40L39 203H38V205H37V203L35 204V202L36 201H34V200H32L33 201V203H32V201L30 202V203H32V204H30L29 203ZM39 199V200H38ZM50 199V200H49ZM69 199V200H68ZM79 199V200H78ZM84 201H83V200ZM264 198H262L261 200H259V202L260 203H256V204H258V206L259 205H262V206H259V209H261L260 210V212L262 213H264V200H263ZM26 200H28V201H26ZM97 200V201H96ZM45 203V204H43V202ZM48 201V202H47ZM60 201V202H59ZM65 201V202H64ZM10 202H14V201H10ZM42 202V203H41ZM51 202V203H50ZM57 202V203H56ZM63 202V203H62ZM67 202H68V204H67ZM9 203V202H8ZM48 203V204H47ZM50 203V204H49ZM77 203V204H76ZM96 203V204H95ZM3 206H0V234H3V235H5V234H13L14 235V237H16V238H18V239H20V233H19V231L16 229V228H14L13 229V227H8V228H4L3 226H2V224H3V221H4V215H5V209L4 208H6V207H9V206H12V204H10L9 203V206H8V204L7 203H4L3 202ZM6 204V205H5ZM22 204V205H23ZM24 204V205H25ZM29 204V205H28ZM43 204V205H42ZM59 204H61V205H59ZM83 204V205H82ZM14 205V204H13ZM23 205V206H24ZM56 205V206H55ZM74 205V206H73ZM5 206V207H4ZM40 206H43L42 207V209H41V207ZM86 206V207H85ZM95 206V207H94ZM249 206H251L252 208H253V206H255V205H248V206H246L245 208H247L248 210H250V211H248V210H246L245 208H244V210L243 211H245V212H241L240 214H237L235 217H234V221H236V219H237V221L239 222V224L237 223V224H235L234 222H232V224L235 226V228H234V230H236L235 232H237V233H235V232H233V233H235V234H231L232 235V237H234V238H232L231 236V238H226L225 240H222V239H224L223 237L220 239V235L219 234H217L216 232H217V230H215V229H210V230H208L207 231V234L206 233H201V234H198L197 236H195L193 239H195L196 237H198L199 235H201V238H197L196 240H191V239H189V241L187 240L184 244H185V246L184 245H182L181 246V248H183V249H180V247L179 246H177L176 245V247H178V248H176V247H174L175 249H177V250H173L172 248H170L169 249V251L168 252H170V253H165L166 255L164 256V254H160V255H157V256H155L154 257V259H152L153 261H151V262H149L150 264H264V254H263V252H264V239H263V237H264V235H262V237H259V238H262V240H255V239H258L255 235V238L254 237H252L253 236V234H259V233H257L258 232V230H260V229H263L264 228V214L262 213V215H258V216H256V215H253V211L251 210L252 208L251 207H249ZM257 206V207H258ZM80 207V208H79ZM99 207H101L100 209H99ZM249 207V208H248ZM53 208V209H52ZM59 208V209H58ZM69 208V209H68ZM95 208H96V210H95ZM251 208V209H250ZM3 209V210H2ZM39 209V210H38ZM54 209H57L58 210V212L60 213H57V212H55V211H57V210H54ZM66 210V211H64V210ZM72 211H71V210ZM93 209V210H92ZM263 209V210H262ZM7 210V209H6ZM62 210V212H60ZM68 210V211H67ZM86 210V211H85ZM88 210V211H87ZM97 210H99L98 211V213H93V212H97ZM101 210V211H100ZM70 211V213H68ZM75 213H74V212ZM81 211V212H80ZM53 212V213H52ZM85 212V213H84ZM88 212V213H87ZM91 212H92V214H91ZM55 213V214H54ZM101 213V214H100ZM243 213V214H242ZM246 215H245V214ZM249 213V214H248ZM57 214H58V216H57ZM62 214V215H61ZM72 214V215H71ZM82 214V215H81ZM87 214V215H86ZM60 215V216H59ZM69 215V216H68ZM97 215H99V216H97ZM110 215V214H109ZM51 216V217H50ZM96 216V217H95ZM240 216V217H239ZM244 216V217H243ZM251 216H255V217H251ZM3 217V218H2ZM68 217V218H67ZM78 217V218H77ZM89 217V218H88ZM107 219H106V218ZM239 217V218H238ZM58 218V221H59V219H61L59 222L57 221V223L55 222L56 220H54V219H57ZM63 218V219H62ZM70 218V219H69ZM91 218V219H90ZM236 218V219H235ZM248 218V219H247ZM87 219H88V221H87ZM103 219V220H102ZM259 219V220H258ZM54 220V221H53ZM99 220V221H98ZM63 221L65 222V223H63ZM78 221V223H79V228L77 227V229H75L76 231H73L74 229H72V228H74V222H77ZM253 223V224H251V222ZM96 222V223H95ZM261 222V223H260ZM50 223V224H51ZM71 223V224H70ZM90 223V224H91ZM246 223V224H245ZM247 223H249V224H247ZM257 223H259V224H257ZM242 224V225H241ZM66 225V226H65ZM70 226V228H68V229H66V227H69ZM244 225V226H243ZM252 227H251V226ZM260 225V226H259ZM72 226V227H71ZM251 228H250V227ZM261 226H263V227H261ZM2 227V228H1ZM62 227H65V230H64V228H62ZM238 227H239V229H238ZM258 227V229H256ZM249 228V229H248ZM253 228H255V229H253ZM78 229H79V231H78ZM82 229V230H81ZM252 229V230H251ZM67 230H70V231H73V232H70V231H67ZM83 231V232H82ZM261 231H263V230H260L259 232H261ZM3 232V233H2ZM61 232V233H60ZM76 232H78V233H76ZM255 232V233H254ZM264 232V231H263ZM50 233V234H49ZM65 233V234H64ZM70 233H72L71 235H70ZM239 233V234H238ZM75 234H78V235H76L75 236ZM203 234H205V235H207V236H203ZM219 235L218 237H217V235ZM240 236H238V235ZM247 234H249V235H247ZM264 234V233H263ZM18 235V236H17ZM66 235V236H65ZM244 235H246V236H244ZM260 235V236H261ZM47 236H49V237H47ZM52 236V237H51ZM210 236V237H209ZM237 236V237H236ZM74 237H76V238H74ZM200 237V236H199ZM245 237V238H244ZM249 239H248V238ZM60 238V239H59ZM61 238H63V239H61ZM208 238V239H207ZM217 238V239H216ZM250 238H253V240H252V242H251V240H250ZM59 239V240H58ZM65 239V240H64ZM229 239H231V241L232 242H230L229 241ZM242 239V240H241ZM203 240H205V241H207V242H205L204 241V245H203ZM56 241V242H55ZM72 241V242H71ZM209 241V242H208ZM220 241V242H219ZM237 241H238V243H237ZM243 241V242H242ZM246 241V242H245ZM256 241V242H255ZM187 242H191L190 244L189 243H187ZM254 242V243H253ZM63 243V244H62ZM239 243H240V245H239ZM52 244V245H51ZM66 244V245H65ZM198 244H201V245H198ZM228 244V245H227ZM241 244H243V246L241 245ZM254 244H257L256 246H259V247H256ZM262 244V245H261ZM64 245V246H63ZM196 245V246H195ZM251 245V246H250ZM253 245V246H252ZM65 247V248H64ZM73 247V248H72ZM188 247H190V248H188ZM200 247V248H199ZM210 247H214V249L213 248H210ZM242 247H245V248H242ZM252 247V248H251ZM258 248V249H253V248ZM260 247H262V248H260ZM51 248V249H50ZM69 248V249H68ZM185 248V249H184ZM233 248V249H232ZM232 249V250H231ZM240 251H239V250ZM246 249V250H245ZM68 250V251H67ZM185 250V251H184ZM216 250V251H215ZM231 250V251H230ZM249 250V251H248ZM254 250H255V252H254ZM263 250V251H262ZM218 251V252H217ZM234 251V252H233ZM245 251H247V252H245ZM257 251H258V253H257ZM208 252V253H207ZM230 252V253H229ZM261 252V253H260ZM56 253V254H55ZM59 253H60V255H59ZM200 253V254H199ZM217 253V254H216ZM227 253H229V254H227ZM238 253V254H237ZM253 253V254H252ZM219 254V255H218ZM242 254H244V255H242ZM204 255V256H203ZM232 255V256H231ZM238 255V256H237ZM57 258H56V257ZM62 256V257H61ZM158 256H160V257H158ZM166 256L167 257H169V258H166ZM208 256V257H207ZM219 258H218V257ZM228 256V257H227ZM240 256V257H239ZM246 256V258H244ZM162 257H165V258H162ZM196 257H198V258H196ZM239 257V258H238ZM243 257V258H242ZM258 257V258H257ZM56 258V259H55ZM62 258V259H61ZM194 258V259H193ZM234 258V259H233ZM241 258V259H240ZM64 259V260H63ZM156 259H159V260H157L156 261ZM224 259V260H223ZM237 259H240V260H242V261H240V260H237ZM57 260V261H56ZM60 262H59V261ZM67 260H69V261H67ZM200 260H202V262L200 261ZM218 260H219V262H218ZM220 260H222L221 262H220ZM234 260V261H233ZM237 260V261H236ZM255 260V261H254ZM61 261H63V262H61ZM156 262V263H152V262ZM200 261V262H199ZM212 261H213V263H212ZM238 261H239V263H238ZM198 262V263H197ZM204 262V263H203ZM237 262V263H236ZM259 262V263H258ZM117 264H120V263H117ZM141 264H143V263H141Z\"/></svg>",
    "mask_w": 264,
    "mask_h": 264
}]
</instances>
